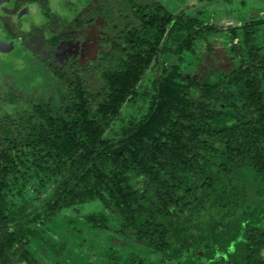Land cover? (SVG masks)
Listing matches in <instances>:
<instances>
[{
	"label": "trees",
	"instance_id": "obj_1",
	"mask_svg": "<svg viewBox=\"0 0 264 264\" xmlns=\"http://www.w3.org/2000/svg\"><path fill=\"white\" fill-rule=\"evenodd\" d=\"M49 1H12L15 20L28 4L39 7L21 34L39 36L38 49L54 48L67 21ZM112 8L134 17L103 39L110 49L95 65L45 60L60 84L36 98L9 93L27 108L0 118V264H45L28 245L42 236L40 224L69 209L79 218L65 214L69 223L113 230L105 211L81 213L97 200L120 218L113 231L161 254L158 264H264V54L255 40L264 19L227 26L234 39L244 31L243 44H233L239 65L194 78L181 71V54L219 25L200 11L175 16L159 0ZM151 68L158 75L141 92ZM141 97L149 100L143 114L122 121L123 107ZM45 242L59 257L55 241Z\"/></svg>",
	"mask_w": 264,
	"mask_h": 264
},
{
	"label": "rangeland",
	"instance_id": "obj_2",
	"mask_svg": "<svg viewBox=\"0 0 264 264\" xmlns=\"http://www.w3.org/2000/svg\"><path fill=\"white\" fill-rule=\"evenodd\" d=\"M123 0H78V6H70L67 0H50L52 9H59V12L67 14L68 10L74 12V19L87 21L82 28L73 30H61L64 39L56 46L55 54L51 55L52 47L36 48L34 39L30 34L24 33L22 28H29L28 24L34 21L39 15V7L32 6L36 14L22 11L23 16L15 20V3H0V118L9 115L15 118L21 111L27 108V104L21 102L11 103L9 93L19 95L25 94L31 97L46 95L59 80L47 71L45 60H50L61 66L76 63L80 65H95L103 49H110V46L103 43L106 36H113V28L120 24L125 26L133 17L129 9L123 14L114 11L113 6ZM144 3L146 0H135ZM165 8L175 16H195L200 11L204 14V22L217 24L221 30L216 33H206L195 40L192 51H184L180 69L190 77L219 74L228 72L231 68L241 63V56L233 48V44L239 41L243 44L244 31L238 28V37L234 39L228 25H243L252 16L251 11L258 12L256 16L264 19V13L259 14L258 10H264V0H159ZM98 10L97 13H92ZM28 14V15H26ZM30 14V15H29ZM232 18L228 21L226 18ZM14 18V19H13ZM115 18V20H113ZM12 21L14 23L10 24ZM9 23V27L5 23ZM226 22V23H225ZM230 23V24H227ZM25 29V30H27ZM256 43L264 54V25L256 31ZM36 36V35H35ZM167 38H165L166 40ZM36 48V49H35ZM167 58V59H166ZM169 55L165 56L169 64ZM248 61V54L245 55ZM157 66V65H156ZM158 75L156 68L147 71L139 83V91L150 89L152 81ZM88 81L94 90L101 89V82L98 78L90 76ZM264 89V83L262 84ZM148 99L138 98L137 102H129L123 107L122 121L130 118H139L143 112L139 107L146 108ZM123 123L117 120L115 129ZM109 133H112L109 132ZM30 195L33 189L29 185ZM20 202L19 195L16 198ZM84 207V208H83ZM81 208V213L105 211L109 217V225L113 230L119 228L120 218L105 208L101 201L88 204ZM80 208V209H81ZM65 214L75 216L79 219L74 210H66L54 220L46 224H40L41 237H33L28 245L39 261L50 264H122L127 259H135L137 256L145 258L144 264H158L161 254L153 253L135 243L124 240L113 230H95L85 220L78 221L76 225L69 223ZM80 214V215H82ZM77 226V230H76ZM45 235V237H43ZM31 238V237H30ZM45 240L55 241L56 251H61L59 257L55 256L54 250L49 248ZM65 243V249H60ZM134 264V263H133Z\"/></svg>",
	"mask_w": 264,
	"mask_h": 264
},
{
	"label": "flooded vegetation",
	"instance_id": "obj_3",
	"mask_svg": "<svg viewBox=\"0 0 264 264\" xmlns=\"http://www.w3.org/2000/svg\"><path fill=\"white\" fill-rule=\"evenodd\" d=\"M12 1L13 0H0V3L1 4H3V3H6V2H11L12 3ZM68 1V3L67 4H69L70 6H75V5H79L80 3L78 2V0H67ZM84 1H86V0H84ZM117 3H119V2H117ZM117 3H115V4H117ZM16 5V4H15ZM51 6V5H50ZM29 7H31L32 8V5L30 6V4H28L27 5V7H25V9H23L22 11H27L28 13H29V11H31V8H30V10L28 9ZM51 8H52V6H51ZM16 9H18V6L16 5ZM54 10V9H53ZM55 12H57L58 14H59V17L61 18V19H67V21H65V23L63 24L64 26H62L61 24H60V27L62 28V29H60V31H59V34L60 35H62L63 36V38L61 39V41L64 39V34H61L60 32H61V30H73L74 28H82L83 26H85L86 25V23H87V21H84L83 19H74V12L72 11V10H68V13L67 14H64V13H60L59 12V9H57ZM98 12V10H96V11H93L92 13H97ZM121 14H123L122 12H120ZM134 17V16H133ZM132 17V18H133ZM115 19V18H114ZM80 21H82L83 22V24H82V26H80V27H78L77 26V23L78 22H80ZM6 23H8V22H6ZM10 24H13V26H14V23L12 22V21H10L9 22ZM15 27V26H14ZM69 27H71V28H68ZM73 27V28H72ZM35 38V37H34ZM33 38V39H34ZM36 38H38V39H40L39 38V36H36ZM60 41V42H61ZM59 42V43H60ZM58 43V44H59ZM57 44V45H58ZM56 45V46H57ZM47 46H49V47H52V49H51V53L53 52L54 54H55V48H56V46L53 48V45H49V44H47V45H45V47H47ZM45 47H42L40 50H42V49H44ZM50 57H52V54L50 55Z\"/></svg>",
	"mask_w": 264,
	"mask_h": 264
},
{
	"label": "crops",
	"instance_id": "obj_4",
	"mask_svg": "<svg viewBox=\"0 0 264 264\" xmlns=\"http://www.w3.org/2000/svg\"><path fill=\"white\" fill-rule=\"evenodd\" d=\"M258 11H259V14H263L264 13V10H258ZM251 14H258V12L255 13V11H251ZM227 19H229L228 21L232 20V18H228V17L226 18V20ZM232 22H233V20H232ZM227 24H230V23L227 22Z\"/></svg>",
	"mask_w": 264,
	"mask_h": 264
}]
</instances>
